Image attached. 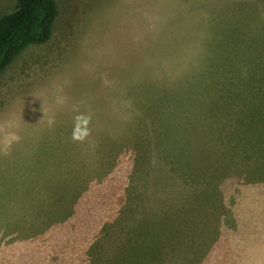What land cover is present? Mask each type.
<instances>
[{
  "label": "rangeland",
  "instance_id": "rangeland-1",
  "mask_svg": "<svg viewBox=\"0 0 264 264\" xmlns=\"http://www.w3.org/2000/svg\"><path fill=\"white\" fill-rule=\"evenodd\" d=\"M56 3L0 72V264H264V0Z\"/></svg>",
  "mask_w": 264,
  "mask_h": 264
},
{
  "label": "trees",
  "instance_id": "trees-1",
  "mask_svg": "<svg viewBox=\"0 0 264 264\" xmlns=\"http://www.w3.org/2000/svg\"><path fill=\"white\" fill-rule=\"evenodd\" d=\"M57 15L56 0H14V7L0 16V72L26 49L49 43ZM53 212L48 214L52 219L66 222Z\"/></svg>",
  "mask_w": 264,
  "mask_h": 264
}]
</instances>
